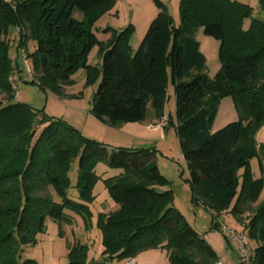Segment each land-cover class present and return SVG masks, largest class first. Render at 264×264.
<instances>
[{
  "label": "trees",
  "instance_id": "16d2710c",
  "mask_svg": "<svg viewBox=\"0 0 264 264\" xmlns=\"http://www.w3.org/2000/svg\"><path fill=\"white\" fill-rule=\"evenodd\" d=\"M155 3L159 12L134 52L132 24L119 32L108 27L112 34L100 46V66H91L88 55L97 42L93 26L113 8L114 0H0V93L5 97L0 104V264H37L33 259L21 261L19 253L23 245L35 243L45 218L62 221L67 209L89 212L86 203L74 202L67 195L70 180L66 172L79 148L69 143L73 136L85 144L78 173V187L83 184L81 200L92 199L91 162L103 159L110 167L123 169L124 177L105 180L119 209L100 218L104 260L87 262L86 247L78 246L70 250L69 264L120 261L158 247L166 249L170 264L219 261L203 236L171 205V192L153 187L167 183L153 151L118 147L109 152L60 119L15 99L7 80L13 71L6 42L10 25L23 22L27 26L35 43L28 57L40 84L58 90L80 68L87 70L90 83L99 80L90 112L101 121L114 125L144 122L149 106L153 117L161 119L171 82L174 124L188 181L216 215L231 206L238 169L243 173L235 215L264 190V156L259 157L260 177L253 178L249 166L250 157L257 154L255 135L264 126V82L260 83L264 81V22L253 21L248 31L243 30L250 10L235 0H179L176 24L166 5L159 0ZM198 26L219 41L220 69L211 78L203 73L206 58L194 38ZM24 42L20 37V44ZM221 95L232 98L240 117L211 132ZM44 121L48 124L38 141L51 144L47 152L31 146ZM165 121L166 130L172 118L167 116ZM19 138H26V143L15 154L25 155V160L15 167L10 163L13 150L9 142ZM10 179L14 182L6 185ZM48 186L61 201L44 192ZM246 228L248 238L256 243L251 264H264V204L252 210Z\"/></svg>",
  "mask_w": 264,
  "mask_h": 264
},
{
  "label": "rangeland",
  "instance_id": "374dc122",
  "mask_svg": "<svg viewBox=\"0 0 264 264\" xmlns=\"http://www.w3.org/2000/svg\"><path fill=\"white\" fill-rule=\"evenodd\" d=\"M4 1L10 2L11 0ZM235 1L250 10L249 16L243 20V30L248 31L253 25V21L264 22V0ZM147 2L148 0H142V8L147 7ZM168 11L174 22L177 23L179 0L178 3L170 5ZM103 15L93 26V33L97 42L88 55V63L91 66H100V46L108 41V33L112 34L111 31L106 29L107 25L118 23L110 15H105V13ZM75 16L80 18L82 14L77 12ZM116 25L114 24L115 27H117ZM7 33V55L13 68L7 80L9 81V76L21 73V78H17L18 101L31 105L35 110H42L47 116L60 119L66 125L76 129L82 138L102 143L109 152L118 147L150 149L153 151V160L157 164L161 175L167 179L165 185L155 184L153 187L159 192H171L172 196L169 198L171 205L180 211L186 221L203 236L215 251L217 259L222 261V264H247L244 261V251L239 241L232 235V230L240 235L239 240L242 241L244 248L248 252V264H251V256L256 243L248 238L246 223L252 210L264 204V190L261 191L255 202L248 201L245 207L246 210L239 212L238 215L233 213V207L240 196L242 188V168L237 170L238 186L236 195L232 200L231 206L223 213L216 215L215 211L194 193L188 181L189 172L186 161L181 154L176 134L174 124L175 97L171 82L168 85L164 113L172 118V122H169L164 135H162L161 131L150 130L146 121L114 125L108 121L97 119L90 112L93 95L99 80L95 83H90L87 70L80 68L71 75L70 82L60 85L58 90L40 84V79L34 73L31 59L28 57V53L34 51L35 43L29 37L27 26L23 22L15 27L10 25L7 28ZM143 36L134 34L132 37L131 46L133 52L138 47ZM20 37L25 41L24 44H20ZM194 38L199 41L200 50L206 58L203 73L211 78L220 69L218 59L219 41L214 37L205 35L202 26H198L195 29ZM27 71L32 72L33 77H35L34 81L27 79ZM262 82L264 81L261 80L260 83ZM11 93L14 95L15 91L12 90ZM4 102V94L0 93V104ZM216 108L217 112L211 126V132L220 129L229 122L238 120L240 117L239 110L228 95L219 97ZM47 124L48 122H42L31 140L32 147L37 145L39 148H43L45 152L50 149L51 144H46L42 140L39 142L38 138ZM68 139L71 141L69 143L79 148L71 158L66 172L70 180L67 195L74 202L86 203L89 212L78 213L75 210L67 209L65 211L66 219L62 221L46 217L43 230L38 231L35 235V243L23 245L19 253L21 261L33 259L37 264H69V252L72 248L78 246L86 247L87 262H102L104 260L100 218L102 215L113 213L119 209V205L113 201L108 192L105 180L124 177V170L110 167L103 159L91 162L92 180L94 181L90 189L92 199L91 201L81 200L79 188L82 189L83 184L80 183L78 187V173L80 171V158L85 144L83 141L80 142L78 136L69 137ZM255 140L257 154L250 157L249 166L252 177L258 178L261 176L259 157L264 156V126L257 131ZM25 143L26 138H19L9 142L13 150L11 165L15 167L22 166L25 155H16L15 151ZM11 181L14 182V179H10L6 185H10ZM44 192L51 193L54 201H61L52 187H45ZM223 227L226 228V232L223 231ZM137 257L139 264H170L167 251L162 247L143 250L138 253Z\"/></svg>",
  "mask_w": 264,
  "mask_h": 264
},
{
  "label": "crops",
  "instance_id": "0c3cea01",
  "mask_svg": "<svg viewBox=\"0 0 264 264\" xmlns=\"http://www.w3.org/2000/svg\"><path fill=\"white\" fill-rule=\"evenodd\" d=\"M114 1H115V4L113 8L109 10L107 13H105V15H110L113 20H116L118 22V23H111L107 25V28L109 27L115 32H119L120 30L124 29L127 25L132 24L135 28L133 36L134 34H137V36H143L151 20L159 12V8L157 7L156 3L153 2V0H148L147 2L148 5L146 8L144 7L142 8V0H114ZM159 1L163 2L167 6L168 10H169L170 5L174 3H178V0H170V1L159 0ZM177 23H178V20H177ZM114 24H117L116 25L117 27H115ZM110 36L111 34L109 32L107 36V40H109ZM15 76L16 78H21L20 77L21 73L18 75L15 74ZM166 118L167 116L164 113V116L161 119H155L152 115V111L149 109L146 122L148 123V127L150 130L161 131L162 135H164L165 132L167 131V128L166 130L164 129V126L166 125V121H165ZM135 258L138 262V257L136 256ZM221 264H222V261H221Z\"/></svg>",
  "mask_w": 264,
  "mask_h": 264
},
{
  "label": "built area",
  "instance_id": "2783aa9c",
  "mask_svg": "<svg viewBox=\"0 0 264 264\" xmlns=\"http://www.w3.org/2000/svg\"><path fill=\"white\" fill-rule=\"evenodd\" d=\"M24 58L26 60V57L24 55ZM27 79H33V74L30 71H27ZM9 82L12 85L13 90L15 91L14 97L16 100H18L19 98V91L17 88V79L15 75L9 76ZM165 120V119H164ZM223 231L226 232V228L223 227ZM232 235L239 241L242 250L244 251V261L248 264V252L247 250L244 248L243 243L241 240H239L240 235L237 234L235 231H231ZM104 264H138L137 260L135 257H131V258H126L120 261H105ZM216 264H221V261H218Z\"/></svg>",
  "mask_w": 264,
  "mask_h": 264
}]
</instances>
